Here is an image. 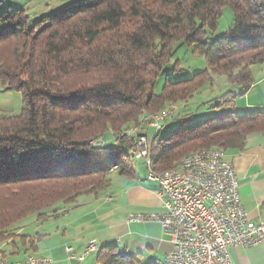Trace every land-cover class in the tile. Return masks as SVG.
I'll list each match as a JSON object with an SVG mask.
<instances>
[{"label":"trees","instance_id":"1","mask_svg":"<svg viewBox=\"0 0 264 264\" xmlns=\"http://www.w3.org/2000/svg\"><path fill=\"white\" fill-rule=\"evenodd\" d=\"M226 8L233 19L218 35ZM182 43L204 57L208 69L187 80L167 79L156 94ZM260 65L264 0H84L33 26L25 10L0 12V84L23 98L19 115L0 117V245L29 242L33 248L30 236L10 241L14 225L31 215L44 221L58 205L105 189L114 168L131 176V150L148 134L113 143L111 130H131L142 118L188 103L216 77L235 88L215 100L225 109L198 122L182 109L172 120L178 127L164 135L162 124L149 146L154 170H174L203 148L245 150L251 135L264 134V111L236 114L232 106L253 85L251 69ZM100 136L99 144L91 143ZM5 191L11 206H4ZM97 262L140 264L114 247L100 248Z\"/></svg>","mask_w":264,"mask_h":264},{"label":"crops","instance_id":"2","mask_svg":"<svg viewBox=\"0 0 264 264\" xmlns=\"http://www.w3.org/2000/svg\"><path fill=\"white\" fill-rule=\"evenodd\" d=\"M220 29L218 35L227 30ZM251 71L254 83L238 98V106L244 113L264 111V65L253 66ZM142 132L154 137L150 126ZM226 156L234 166L250 219L264 222V134L251 135L245 150H231ZM109 174L110 183L105 189L83 194L75 203L58 205L55 212L48 214L50 217L41 222L36 220L29 232L26 220L20 222L23 225L19 226L20 235L32 237L34 247L29 242L26 246L5 243L0 248V261L18 262L33 254L50 258L52 264H99L98 252L83 256L88 244L96 240L101 249L114 247L119 253L137 258L140 264H160L173 248L170 235L156 222H128L133 213L164 211L157 196L159 185L147 189L138 178L120 175L118 169ZM68 248L74 258H70ZM229 253L233 264H264V242L249 248L232 247Z\"/></svg>","mask_w":264,"mask_h":264},{"label":"built area","instance_id":"3","mask_svg":"<svg viewBox=\"0 0 264 264\" xmlns=\"http://www.w3.org/2000/svg\"><path fill=\"white\" fill-rule=\"evenodd\" d=\"M170 119L172 114L167 112L165 118L151 122L150 127L158 132L162 130V124ZM147 137H139L133 146L137 158L145 163ZM113 139L118 141L117 138ZM91 143L97 145L100 142L92 140ZM198 161L208 166L207 174L192 179L170 177L168 181H156L148 176L152 182L161 185V193H157V196L163 202L164 211L133 213L128 216V222H156L170 235L173 248L162 261L165 264H233L230 248L255 247L264 242V222L255 223L250 219L241 199L239 180L231 161L230 164H221V159L216 156L200 158ZM163 191L172 193V201L164 200ZM96 250H100V246L93 240L83 256L93 254ZM67 251L70 258L75 257L71 248ZM52 262L50 258L38 255L9 264Z\"/></svg>","mask_w":264,"mask_h":264},{"label":"rangeland","instance_id":"4","mask_svg":"<svg viewBox=\"0 0 264 264\" xmlns=\"http://www.w3.org/2000/svg\"><path fill=\"white\" fill-rule=\"evenodd\" d=\"M0 12H5L9 9H12L14 11H20L25 10L27 15L30 17V24L33 26L35 25L42 17L51 15L63 7L69 5V4H75L79 3L82 4L84 0H0ZM231 17L233 19V13L230 8L224 9V16L222 18V24L221 29H224V27L227 29L231 23ZM193 49L191 47H188L185 44H180L175 52V55L171 62L167 65L166 70L163 72L162 76L158 80V83L155 87V93L160 94L167 79L172 82H178L181 80H187L192 78L196 73L202 72L206 69H208L207 61L204 57L198 56L193 53ZM178 62L179 71H175V64ZM174 70V71H173ZM82 82V80L80 81ZM250 89V88H249ZM227 91H235V88L233 86L229 85L224 78H215L214 83H208L205 85L198 93H196L193 98L186 104H177L175 106H168L166 110L163 112H158L154 117L149 116V119L146 121H142L143 118L140 120L139 125L135 126L131 130H126L128 133H135L134 135H127L126 137H123L126 131L123 132H115L111 130L109 133V138L113 143H129L132 138L137 136L138 132H142L143 129L147 126L145 124L152 122L153 118L160 116L163 113H170L172 114V119L169 121H166L163 123V130L160 133L161 135L166 134L168 131H170L175 126L178 127V123H175L172 121L174 117L177 116V113L187 108L188 112H194L196 114V117L194 118V122L203 121L211 116H214L215 114L220 113L225 109L224 108H217L216 105V99L219 98L222 94H224ZM252 94L251 96H253ZM253 98V97H252ZM255 99V98H254ZM252 99V100H254ZM238 100L234 103V106H232L233 110L236 114H244L242 111V107L238 106ZM219 102V101H218ZM253 102V101H251ZM208 103L209 105H207ZM211 105V107H210ZM246 109V108H245ZM23 110V98L20 93L14 92L12 90H5L1 84H0V117L2 116H17L19 115ZM146 111H143V113ZM137 127V128H136ZM154 133H155V129ZM127 133V134H128ZM153 136V135H152ZM112 137L117 138L118 141L112 140ZM123 137V138H122ZM100 138V139H95ZM93 140H102V136L95 137ZM121 138V139H119ZM150 141L151 138L149 137ZM133 149V148H132ZM132 151V150H131ZM226 153V152H225ZM133 156V155H132ZM132 165L133 170L135 172V175L132 176H126L128 178L134 179L138 178V180L147 187H156L157 184L155 182L153 183L148 176H150V170L148 167V164L145 163L144 160H138L134 156L132 157ZM110 175V174H109ZM159 191H160V185H159ZM158 191V192H159ZM18 194V193H17ZM4 197H8L9 201L4 204V206H11L10 201L12 200L10 191H5L2 193ZM136 214V213H134ZM38 216L31 215L29 218L26 219V229L31 230L30 228L34 227V224L38 220ZM22 223V222H21ZM21 223H17L14 225L11 229L13 230L12 238L10 241L16 238V236H19L21 234V228L19 226H23ZM5 243L0 245V248L4 246ZM2 261H8V260H2Z\"/></svg>","mask_w":264,"mask_h":264},{"label":"bare ground","instance_id":"5","mask_svg":"<svg viewBox=\"0 0 264 264\" xmlns=\"http://www.w3.org/2000/svg\"><path fill=\"white\" fill-rule=\"evenodd\" d=\"M163 118H165V114H161L160 116L155 117L153 122H159ZM149 146H150V139L149 137H147L145 160L150 170V178L155 179L156 181H168L170 177H175L178 179H192L195 176H200L201 174H207L208 166L203 164V161H198L200 158L216 156L219 157V159H221V164H230V161L227 159L226 153L224 151L217 148H203L184 158L176 169L171 170L164 174H159L154 170V166L150 158ZM132 155L135 156L136 159H138L137 152L135 151V149L132 150ZM138 160H142V159H138ZM158 193H161V185H160V191ZM163 198L165 201H172V193L170 191H163ZM98 251L99 250H96L94 253ZM29 257H36V256L32 255ZM9 263L10 262L7 261H0V264H9ZM160 264H165V263L161 262Z\"/></svg>","mask_w":264,"mask_h":264}]
</instances>
